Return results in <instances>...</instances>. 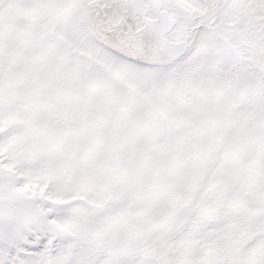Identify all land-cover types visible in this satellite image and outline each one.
<instances>
[{"label":"snow or ice","instance_id":"6c2138e0","mask_svg":"<svg viewBox=\"0 0 264 264\" xmlns=\"http://www.w3.org/2000/svg\"><path fill=\"white\" fill-rule=\"evenodd\" d=\"M0 264H264V0H0Z\"/></svg>","mask_w":264,"mask_h":264}]
</instances>
